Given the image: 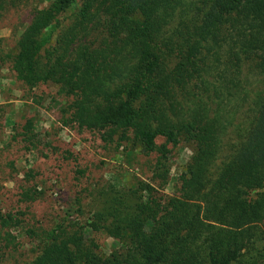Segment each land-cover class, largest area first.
Returning <instances> with one entry per match:
<instances>
[{"label":"trees","instance_id":"obj_1","mask_svg":"<svg viewBox=\"0 0 264 264\" xmlns=\"http://www.w3.org/2000/svg\"><path fill=\"white\" fill-rule=\"evenodd\" d=\"M2 29L7 101L56 86L72 99L63 125L140 143L166 178L169 146L193 154L164 203L142 181L102 192L87 224L119 244L110 254L78 218L45 228L20 211L0 214V259L264 264V0H0ZM35 130L28 121V141ZM40 195L23 188L19 202Z\"/></svg>","mask_w":264,"mask_h":264},{"label":"rangeland","instance_id":"obj_2","mask_svg":"<svg viewBox=\"0 0 264 264\" xmlns=\"http://www.w3.org/2000/svg\"><path fill=\"white\" fill-rule=\"evenodd\" d=\"M10 37V29L0 30L1 49L11 50L14 43ZM2 75L8 76V72L2 71ZM8 85L6 79L0 80V107H6L9 113L7 126L0 123V214L22 211L29 224L45 228L78 218L87 227V237L97 239L101 251L108 255L119 244L107 234L93 233L87 224L104 190L110 186L133 189L142 181L163 203L178 195L179 177L193 154L189 147L169 146L166 178L165 170L156 166L159 154L146 153L140 143L130 141L123 148L115 143L109 145L99 132L63 125L61 109L72 99L60 95L58 87L29 90L27 99L7 101L4 96L10 94ZM13 93L20 97L18 91ZM28 121L36 125V136L31 141L23 134ZM163 143L160 138L158 144ZM23 188L37 189L42 195L34 202H19ZM21 241L26 250L31 248L26 244L28 240ZM22 261L24 258L6 255L0 264Z\"/></svg>","mask_w":264,"mask_h":264}]
</instances>
